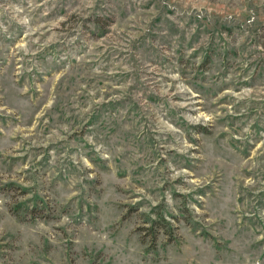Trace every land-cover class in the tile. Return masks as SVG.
<instances>
[{"label":"rangeland","instance_id":"1","mask_svg":"<svg viewBox=\"0 0 264 264\" xmlns=\"http://www.w3.org/2000/svg\"><path fill=\"white\" fill-rule=\"evenodd\" d=\"M0 264H264V0H0Z\"/></svg>","mask_w":264,"mask_h":264},{"label":"trees","instance_id":"2","mask_svg":"<svg viewBox=\"0 0 264 264\" xmlns=\"http://www.w3.org/2000/svg\"><path fill=\"white\" fill-rule=\"evenodd\" d=\"M159 220H160L159 222H163V223L165 222V220L162 217H160ZM159 222H157V221H151V223H150V229H153V227H157L158 228V226H160Z\"/></svg>","mask_w":264,"mask_h":264}]
</instances>
